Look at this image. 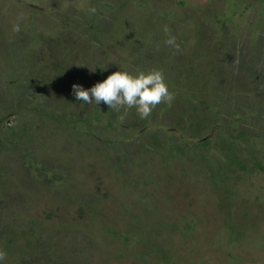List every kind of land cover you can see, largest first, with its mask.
Masks as SVG:
<instances>
[{
    "label": "rangeland",
    "instance_id": "obj_1",
    "mask_svg": "<svg viewBox=\"0 0 264 264\" xmlns=\"http://www.w3.org/2000/svg\"><path fill=\"white\" fill-rule=\"evenodd\" d=\"M152 69L175 99L147 119L73 94ZM248 108L232 144L213 121ZM0 250L264 264V0H0Z\"/></svg>",
    "mask_w": 264,
    "mask_h": 264
},
{
    "label": "clouds",
    "instance_id": "obj_2",
    "mask_svg": "<svg viewBox=\"0 0 264 264\" xmlns=\"http://www.w3.org/2000/svg\"><path fill=\"white\" fill-rule=\"evenodd\" d=\"M91 11L94 12L95 9ZM13 31H20L18 23L13 25ZM163 32L166 36L164 44L179 52L180 46L176 42V37L171 34V29L165 25ZM72 89L75 98L85 104L99 105L103 102L111 110L119 112L124 109L125 114L129 109L135 108L141 119H147L161 104L171 106L175 99L163 71L159 69L139 71L135 75L127 71H116L90 89H84L78 84H73ZM119 119L122 121L124 116H120ZM6 256L7 253L0 250V261H4Z\"/></svg>",
    "mask_w": 264,
    "mask_h": 264
},
{
    "label": "trees",
    "instance_id": "obj_3",
    "mask_svg": "<svg viewBox=\"0 0 264 264\" xmlns=\"http://www.w3.org/2000/svg\"><path fill=\"white\" fill-rule=\"evenodd\" d=\"M89 27H90V30H92V29H94V27L97 28L98 25L94 26V24H92V26H89ZM250 111H251V108H248L246 111L234 110L233 112H231V115H233V117L232 116L230 118L223 117L222 119L219 118L222 121L221 124L219 123V121H220L219 119L214 120L213 122L215 123V125L217 124L215 129H220V131H222L224 134H227V138H229L232 141V144L235 143V141L233 140L232 137L238 136V137H241L242 139L243 138L245 139L246 133L241 132L240 134L235 135L233 130L239 129V124H240L239 120H241V121L246 120V118H248V115H251V114H249ZM237 115H238V117H236ZM180 137H182V136H180ZM211 142H213V138L211 137V135H208L207 137L200 138L197 143L203 144V145H209ZM233 156L234 155H232L230 152H228L226 157L230 160L229 162H232ZM235 160H237V159H235ZM235 160H233V161H235Z\"/></svg>",
    "mask_w": 264,
    "mask_h": 264
}]
</instances>
